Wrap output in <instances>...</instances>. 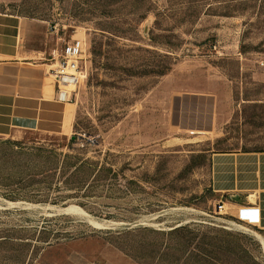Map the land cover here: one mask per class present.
Segmentation results:
<instances>
[{"label":"rangeland","instance_id":"374dc122","mask_svg":"<svg viewBox=\"0 0 264 264\" xmlns=\"http://www.w3.org/2000/svg\"><path fill=\"white\" fill-rule=\"evenodd\" d=\"M0 15L50 63L86 50L72 134L0 139V264H264V231L238 216L257 197L217 193L212 170L264 153V0H0ZM189 92L215 99L211 129L175 125Z\"/></svg>","mask_w":264,"mask_h":264},{"label":"crops","instance_id":"0c3cea01","mask_svg":"<svg viewBox=\"0 0 264 264\" xmlns=\"http://www.w3.org/2000/svg\"><path fill=\"white\" fill-rule=\"evenodd\" d=\"M0 16V139L34 132L72 134L78 111L74 93L65 90L64 99L59 98L51 63L42 56V50L24 45L21 21H17L20 18ZM191 96H196L193 99L197 105H186L185 100ZM211 96L189 92L177 97L180 103L173 105L175 125L190 131L211 129L213 114L208 122L205 116L207 101H215ZM212 170L217 193L257 197L255 205L240 207L238 216L242 222L264 231V153L216 154Z\"/></svg>","mask_w":264,"mask_h":264},{"label":"built area","instance_id":"2783aa9c","mask_svg":"<svg viewBox=\"0 0 264 264\" xmlns=\"http://www.w3.org/2000/svg\"><path fill=\"white\" fill-rule=\"evenodd\" d=\"M52 30L56 35H59L57 26L52 27ZM85 51L84 41L74 39L65 42L61 49H57L51 54V75L54 78L59 98L62 100L65 97V90L77 87L84 76L82 63Z\"/></svg>","mask_w":264,"mask_h":264},{"label":"bare ground","instance_id":"6f19581e","mask_svg":"<svg viewBox=\"0 0 264 264\" xmlns=\"http://www.w3.org/2000/svg\"><path fill=\"white\" fill-rule=\"evenodd\" d=\"M66 92V91H65ZM218 154H248V153H218ZM258 154H261V153H258ZM258 176L260 177L259 173H258ZM239 185V184H238ZM237 189V188H236ZM227 192V191H224V193ZM228 192H231V191H228ZM236 192V191H235ZM238 192V191H237ZM246 193V192H245ZM262 193L261 189L258 190V195H260ZM253 209V208H252ZM259 211H260V208H259ZM260 222V220H259Z\"/></svg>","mask_w":264,"mask_h":264}]
</instances>
